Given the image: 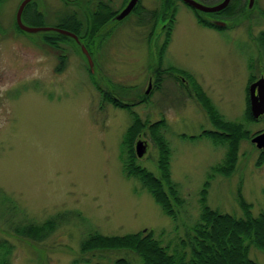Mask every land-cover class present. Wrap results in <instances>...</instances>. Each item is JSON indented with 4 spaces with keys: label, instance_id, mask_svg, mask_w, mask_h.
I'll use <instances>...</instances> for the list:
<instances>
[{
    "label": "rangeland",
    "instance_id": "374dc122",
    "mask_svg": "<svg viewBox=\"0 0 264 264\" xmlns=\"http://www.w3.org/2000/svg\"><path fill=\"white\" fill-rule=\"evenodd\" d=\"M19 1L0 3V264H114L120 258L140 264L131 252L84 253L81 243L94 231L150 232L171 249L198 221L205 184L213 210L242 217L240 196L252 216L264 213V152L251 143L264 132V115L259 120L248 115V87L264 78V0H255L251 10L248 0H233L243 12L220 18L227 26L221 30L203 27L190 8L173 1L168 20L173 14L174 28L162 58L168 23L162 16L154 23L147 12L158 14L166 4L139 0L142 12L106 26L111 17L97 28L95 44L101 43L90 50L92 66L77 45L61 50L43 44L40 33L17 37ZM102 1L107 16L128 0ZM198 1L210 6L222 0ZM57 2L43 5L42 23L24 24L54 25L50 12ZM76 14L86 24L84 14ZM65 51L69 59L57 64L56 53ZM194 85L222 122L242 133L228 175L217 172L228 167L227 143L203 135L219 130ZM107 92L126 106L107 101ZM135 121L141 128L133 135ZM139 140L147 144L140 159ZM161 143L167 146L164 155ZM131 157L160 178L167 164L170 186L181 199L175 219L127 174ZM62 214L69 217L40 240L13 231ZM249 258L264 263V253L252 245Z\"/></svg>",
    "mask_w": 264,
    "mask_h": 264
},
{
    "label": "trees",
    "instance_id": "16d2710c",
    "mask_svg": "<svg viewBox=\"0 0 264 264\" xmlns=\"http://www.w3.org/2000/svg\"><path fill=\"white\" fill-rule=\"evenodd\" d=\"M232 4L233 0H231L228 7L222 13H227L229 16L235 14L239 10L237 8L240 6H234ZM170 7L171 4H166L158 14L147 12V15H150V18L154 20V23L158 16L165 17V21L168 23L164 43L160 51V58L165 53L164 50L169 44L170 34L174 28L175 20L173 14H171V19L168 20L169 12L171 13ZM142 10L143 7L140 6L139 1L133 13L138 11L142 12ZM242 12L243 9L241 10ZM109 13L108 11L106 18L101 22L98 21L95 26H91L87 43L89 51L95 48L93 39L96 35L97 28L111 17L113 18L116 14V12ZM195 13L197 14V12ZM209 25L211 28L219 29L210 23ZM58 38L63 39L61 36H58ZM194 88L198 94V101H202L205 106L204 108L208 111L207 114L213 120V125L219 130L217 132H204L203 135L210 136L214 143L221 144L222 140H225L227 143L228 148L225 165L228 167L223 165L224 167L218 168L217 172L228 175L236 158V150L240 141V134L242 133L237 127L223 123L221 117L218 116V112L208 98H206L204 92L199 88V85H194ZM105 96L106 100L115 106H126L121 98H119L120 100L114 98L111 92H107L104 94ZM248 115L250 116V113ZM135 124L136 121L133 124L134 128L132 127L133 135L141 128L140 122ZM161 145V154L164 155V153H167V146H164L162 143ZM126 171L129 176L133 175L137 177L166 216L172 219L176 218L174 206L180 205L181 199L175 187L170 186L167 164H164L162 178L152 176L142 167L136 166L132 157L131 163L127 166ZM207 186L208 184L203 185L199 194L201 209L198 221L191 228V231L185 232L183 238H178L175 243L176 245L174 244L171 249L169 245L166 247L162 246L150 232H139L122 236H103L101 233L94 231L81 243V250L84 253L111 251L131 252L139 258L140 264H259L249 258V246L252 245L264 253V213L252 216L251 206H247L240 196L238 198H240L239 206L242 211V217H235L234 215L213 210L206 203ZM5 201L9 202L15 208V204L11 199L7 198ZM68 217L62 214L58 217L50 218L40 225L28 224L24 228H13V231L19 237L31 238L34 241L40 240L39 238L43 233L48 229H50L48 232L51 233L61 221L64 222L65 218ZM114 264H129V262L124 258H120Z\"/></svg>",
    "mask_w": 264,
    "mask_h": 264
},
{
    "label": "flooded vegetation",
    "instance_id": "af4514ba",
    "mask_svg": "<svg viewBox=\"0 0 264 264\" xmlns=\"http://www.w3.org/2000/svg\"><path fill=\"white\" fill-rule=\"evenodd\" d=\"M5 1L6 0H0V3L5 2ZM23 1L25 0H20L18 2L16 11L14 14L13 32L16 35L18 34L19 37L21 35L30 34L20 29L19 24H18L17 13ZM53 1L54 0H43V1L42 0H31L23 8V11L20 16V22L22 24H24V22L42 23L44 20V14L41 11V8L43 7V5L45 6L50 5L51 3H53ZM57 1H58L57 5H54L56 9L52 13L50 12V14L55 19V24L54 25H41L40 27L41 28H45V27L46 28H56V29H60L63 31H67L69 33L74 34L78 40H75L74 38L66 36V35L59 34L55 31H48V32H40L42 43L45 45H48V47H52V48L54 47L56 49H61V46L63 45L70 46L72 47L71 49H75V46L77 45L78 47H80V50H81V45H83L90 53L89 49L87 48V43H88V37H89L88 35L90 33L91 26H94L96 21L101 22V20L106 16V11L108 7L107 3H104L102 0H98L96 2H91V0H57ZM161 1L164 2L163 4H168V3L171 4L175 0H161ZM177 1L182 3L180 0H177ZM92 3H94L95 6H92L91 5ZM74 9H77V12L73 11ZM191 11L193 15L195 16L197 22H200V24H202L203 27L211 29V30L213 29L216 30V29L210 27L209 25L210 21H214V20L218 21L220 18H233L235 14L241 13L240 8L235 14L231 16H229L227 13L223 14L222 13L223 10L217 13H209V14L202 13V12H197L196 14L194 10L191 9ZM75 12L84 14L85 19H86V24L83 25L82 22L78 23V19H75V17L77 18L76 16L77 14ZM2 30L4 29L2 28ZM9 35L10 34H8L7 36ZM58 36L63 37V39H59ZM0 40H1V35H0ZM95 40L96 38L93 39L94 44H95ZM99 43L101 42L98 41L95 45ZM69 53L70 51H65V53H56L57 64H62L64 61L68 60Z\"/></svg>",
    "mask_w": 264,
    "mask_h": 264
},
{
    "label": "water",
    "instance_id": "95a60500",
    "mask_svg": "<svg viewBox=\"0 0 264 264\" xmlns=\"http://www.w3.org/2000/svg\"><path fill=\"white\" fill-rule=\"evenodd\" d=\"M30 1L31 0L23 1V3L20 5V8L18 10L17 19H18V24H19L20 29L30 34L55 31L59 34L66 35V36L74 38L75 40H78L74 34L69 33L67 31H63V30L56 29V28H46V27L45 28H34V27H28L22 24L20 22L21 13L25 5L29 3ZM180 1L184 5L189 7L190 9L194 10L195 12H202L206 14L220 12L224 10L230 2V0H222L218 4L209 6V5H205L201 3L198 0H180ZM138 2L139 0H128L126 5L123 7V9H121V11H119V13H117L116 16L113 17L106 24V26L110 23L112 24V22L114 21L119 22L125 19L127 16H129L132 13V11L135 9ZM254 2L255 0H248L247 10H251V8L254 5ZM210 24L219 29H223L227 27L224 22L219 21V20L210 21ZM81 49H82L83 54L87 58L88 64L92 66L93 63L90 58L89 52L84 47H81ZM248 93H249V106H250L251 117L254 120H259V118L264 115V78H260L257 81L251 83L248 87ZM251 143L254 144L257 149H260L262 152H264V132L256 135L252 139ZM146 152H147V144L140 140L137 141L135 144V156L140 159L145 155Z\"/></svg>",
    "mask_w": 264,
    "mask_h": 264
}]
</instances>
